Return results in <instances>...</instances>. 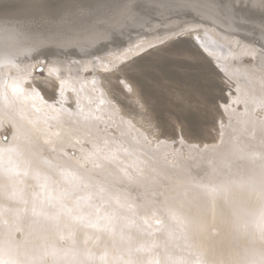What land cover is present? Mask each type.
<instances>
[{"label":"rangeland","instance_id":"rangeland-1","mask_svg":"<svg viewBox=\"0 0 264 264\" xmlns=\"http://www.w3.org/2000/svg\"><path fill=\"white\" fill-rule=\"evenodd\" d=\"M256 1H258V0H255V1L249 0V2H248V0H237V1L236 0H219V3L222 6H224L225 8L229 9V7H230L229 11L232 14L237 15L236 17L241 19V20H255V19H257V20H261L262 22H264V0H259L258 2H256ZM252 4H253V6H252ZM255 6H256V8H255ZM126 11L127 10L123 7H121L117 11H113V12L109 11V14H107V16L108 15H110V16H108L106 18V22L97 23V25H96L98 27L96 31L97 32L103 31L102 35L104 37L109 38L111 36L113 37V35L118 36V35H116V33L120 34L118 36V38H116L114 40V42H112L111 46H106V45L101 46L102 43H99V41H98L96 44L100 45L101 47L97 46L96 48H93L90 51L85 50L86 52L84 53V55H83L84 50H81V52L80 51L78 52L77 49H74V50L70 49L69 52H65L62 48H57V47L56 48L48 47L49 49L51 48L53 50V52L46 50V53L40 52V54H38L37 52H35L32 54V56L36 57V58L37 57L39 58V56H41L43 58H46L48 56L54 57V58H61V56H65V57L69 58V60H68L69 63H70V61L71 62L74 61V59L76 61L88 60V61H91L93 63L92 65H88V64H87L88 66L85 65V67L86 66L88 67V68L86 67V69H84V67L80 68L83 70L78 69V70H80V72L78 71L79 73H72L71 72L72 74H68V73H65V71L61 70L62 71V75H61L62 78L74 77L76 75L80 77L82 75L88 81L92 80L93 81L92 84H94V86H95L94 88H91L92 90L91 89L88 90V92L90 94L91 93L94 94V95H91L92 100L90 99L91 97L90 98L84 97L85 95L82 93H81L82 95L77 94L76 98L73 95L72 96L69 95L66 97V99H65L66 107L70 108V109L73 108L75 113L74 112L70 113V111L69 112L63 111L66 115V118H65L66 120L64 119V122L67 123L66 124L67 126L69 124L72 125V123H74V122H75V124L78 122L77 125H79V122L82 123L83 120H84V122H83L84 124H86V122H90V121H86L87 117L83 118V114H82L83 112H81V111H83L84 107L87 108L88 105L90 104L92 106L89 105V108H92V109H88L89 112L87 110L88 113L86 112V114L90 115L91 110H93L94 113L97 114V116L92 118V119H95V121H93V122L91 121L93 123V126H92V124H90V127L86 128V129H89V131L91 132V133L87 134L86 136L88 138H90V134L94 135L95 138H97V140H101L100 141L101 143L104 144V142H105L106 145L111 144L112 147L114 145V146L118 147V149H116L115 152L112 149L111 150L108 149L105 152H104V150H102L100 152V155L102 158L98 157L100 159L97 158V160H92V161L87 160V161L83 162V159L81 157L79 158V156L77 157V158H79V160L75 159L76 154L78 152L83 151V149H86V147L91 146V144L88 141L86 142V140H82L81 141L82 147L80 146V149H78V150L72 149V148L70 149V151L73 153V154L71 153L73 156V158H71L72 160L66 159L63 156V153H61L62 150H60V149L54 150L55 152L52 150L54 152V154H56L57 156L55 157L54 155H51V157L52 156L53 157L50 158V161H48L49 164L45 160V158L42 159V161L47 166H49V165H51V163H53L51 165V166H53L51 171L49 169L50 173L52 174V175H50V177L53 179V181L55 182V181L59 180V181L64 182V180H70L71 183L75 184V186L73 185V187H75V188H72L73 191H70L68 193H71L74 197L76 196L75 199H77L80 202L82 201L81 203H83V201H84V203H87L89 205L88 209L89 208H91V209L90 210L87 209L86 211L85 210H78L77 215H81V213H82L81 217L78 218L77 215H74L76 213L73 211L65 212L67 210V207L65 208L66 210H64V207L67 205L66 203L68 200L65 198V200L63 199V202H62L63 205H59L61 212L56 213L57 208H55V207H57V205L56 206L52 205V203L50 204V202L48 201L49 199L52 198L51 196L48 195V194L51 195V193L47 192V197L42 195L47 191L46 188L48 187V184L46 183V180H48V179H46V178L44 179V177H42V178L41 177H34L33 179L30 180V182H28V181H27L28 183L25 182V184H24L25 188L23 187L21 192H20L23 194L17 195L16 200L12 199V198L11 199H12V201H15L14 203H16V204L18 203L17 204L18 206H22V207L24 206L25 207V205H26L27 208L29 209V213H31L30 216L32 218L33 217L39 218L44 213H49V212H52V213L54 212V214H59V215L64 214V215H67L69 217H71V215H72V221H73V219L76 220L75 224L78 227L77 230H74L73 231L74 233L71 234V236L73 235V237H71V236L70 237L58 236L57 234H54L55 233L54 230H53L54 233L52 231L48 232V230H47L48 233L44 231L42 233L43 234L47 233V234L46 235L42 234V235L47 240H51L52 238H53L52 240L56 239V241L57 240L60 241V243L63 245H68V244L76 245L77 244L76 246L82 252H85V254H91L92 253L93 255H100V256L105 255L109 259H111V260L113 259L115 262H117V263L119 262L118 264H121L122 263L121 262L122 256L119 252V249L121 247H123V244H124L125 246L127 245V247L132 249V250L129 249V254H131L130 257L133 260L135 259V261H137V259L140 260V257H142V256H147V255L152 253L153 255L151 256V258L152 259L154 258V260L157 259L155 264H159V262L161 264H166L165 262L168 260V257L170 255L173 256V254L176 253V254H174V256L177 259H179V258L184 259L183 264H187V263L188 264L189 263L190 264H199V263L202 264L201 262H203V264H205V263L206 264H209V263L212 264V262H210L209 259L204 257L203 252L199 251L200 250L199 246H189L188 247V245L185 242L186 227L185 226L180 227L179 221L175 217H173L171 215V213H169L170 210L168 209V207L170 204L175 203V205L177 207L185 208L186 204H185L184 199H185L186 191H187V193L191 194L193 192V190L191 188H188L187 190H185V192H183L180 195H174L171 193V191H172L173 186L176 185L180 180L178 176L181 177V176H187L188 175V177L191 176L190 178H192L195 182V183L194 182L191 183L192 186L198 184L196 186L200 187V184H201L202 187H200V188L205 191L206 195H208L210 197H213V196L218 197L216 192L218 193V191H219V189H217V187H218V185H220L219 183L221 182V180L227 176L231 177V176H235L237 173L241 174V173H243V170H244V169L242 170L243 164L241 163V161L240 162L239 161L236 162V160L232 161L231 166H229L230 164H228L225 167L224 166L222 167V165L219 164L220 163L219 162L220 157H218V156H220L221 151L218 149L221 147H222L221 149H223V148L225 149L227 147V142L229 144L230 141L234 142V140H235V143L240 145V146L238 145L240 147V149L242 151H246L247 153L249 152L251 154V157L253 156L252 157L253 159H256V160L262 159V157L264 156V153H263L264 152V142H263L264 141V139H263L264 138V130H263L264 128L262 129L263 131L261 130V127H260V130L259 129L253 130L254 129V127L252 126L253 123H247L248 127H247V125L244 127L242 125V123H243L242 116L244 114H251V116H253L257 120L258 119L259 120L264 119V109H263L264 107H262V106H264V104H261V103H263V101L261 99L264 97V89H263L264 85L259 80L251 82V80H252L251 78H250L251 80L250 79H244L240 74H238V72L240 71L239 68L242 65H245V64L250 65L249 61H252V60H254L256 62L264 61V58L260 54V53L263 54V52H264V50H263L264 45H263V43H261L260 38H258L255 34L250 33L248 36H246V40L249 42L247 49L249 51L248 54L251 55L250 57H245L244 61H241L243 59L240 56H236V57H233V56L231 57L229 55L222 56V54L218 50H220V49L228 50V46L230 45V43L229 42L225 43L222 40H219L218 38L213 37L212 34L208 31V29L205 27V25H203V26H199V27L195 28L194 31L190 32V33H186V31H183L185 29L175 30L167 36H162L161 38H158L157 42H154V43L148 45L142 51L137 52V51H133V49L138 45V43L142 42V41L136 42L137 39H139L138 37H140V35H144L147 33L154 32L155 28L150 26L146 29H143V27L141 26V25H143V22L142 23L138 22V23L130 24L127 26L126 31L128 33L126 31L124 33L120 32L119 28L125 22L130 20L129 16H128L129 13H126ZM122 15H125V16L122 17ZM167 15H168V17H165V19H167V22L170 19L172 20V19H176L179 17L178 12H175L174 14L169 13ZM167 15H165V16H167ZM171 15H173V16H171ZM159 17H161V16H159ZM145 18H146L145 20L151 21L149 23H152V22L159 20V19L160 20L164 19V18H158V15L153 16L151 14H147ZM11 24H13V23L0 21V26H1L0 29L2 28V31H4V30H8V29L12 28V26H15V25H11ZM95 24H96V22H95ZM167 25H169V24H167ZM167 25L164 24L161 26L165 27ZM9 26H11V27H9ZM4 27H5V29H4ZM170 27H174V26H170ZM161 29L162 28L159 27L158 30H161ZM164 31H166V30H164ZM197 31H200V32L202 31L203 34L197 32ZM193 33H195V34H193ZM142 38H146V37L143 36ZM153 39L155 40L157 38H153ZM262 41H264V40H262ZM253 45L254 46L256 45V52H255V50H252ZM126 52L129 53L128 57H126V58L122 57L123 53L125 54ZM252 52L254 53V55H252L253 54ZM95 54H97V56ZM216 54H217V56H216ZM222 57H224L225 59L224 58L222 59ZM103 62H104V64H103ZM217 62H218V64H217ZM259 64L256 67L254 65H250V66L257 68L258 70L259 69L261 70L263 68L262 69V71H263L264 67H262ZM222 66H224L226 69L223 68ZM30 67H32V68H30L28 74L30 76H32V78H34L37 81L38 85H41L45 88L49 87V88L54 90V86H52L50 84L51 80H53V79L51 77H49L50 74L47 72L44 65H39V64L34 63ZM1 68L2 67H0V69ZM231 68H233V69H231ZM14 75H18L17 72ZM49 78H51V80ZM240 79L241 80L243 79L242 82L245 81L244 83L247 86L250 85L249 89L253 87L252 90L251 89L246 90V88L243 87V84H242ZM98 86H100V88ZM258 88L260 91L258 90ZM96 90H98V91H96ZM254 90H255V92L256 91L258 92V93L256 92L257 93L256 97H255ZM261 92H262V94H259ZM100 93H101V95H100ZM99 95H100V97H99ZM249 97L253 101H251V99ZM69 98H70V101H69ZM88 98L90 99V102L87 100ZM256 98H257V108L258 109L260 108V110H257L256 108L253 109V105H254L253 102ZM85 100H86V102H85ZM67 101H68V103H67ZM108 101H109V105H111V106L107 105ZM105 102H106V104H105ZM249 102H252L253 104L249 103ZM95 103H96V105H94ZM81 105H83V106H81ZM103 105H104V107L100 111V107ZM98 106H100V107H98ZM105 106H107V107H105ZM79 109H81V111ZM112 110L114 112H112ZM256 111L257 112L259 111L258 114L256 113ZM101 112L104 116L101 114ZM254 114L256 116L257 115H259V116L256 117ZM260 114H261V116H260ZM67 115H69L70 117H68ZM71 115H73L75 117H73ZM106 115H107V117H106ZM239 115H240V117H238ZM262 115H263V117H262ZM72 117H73V119H72ZM78 117L83 118V119H81L79 121ZM239 121H240V123H239ZM70 122H72V123H70ZM126 122H127V124H126ZM54 123L59 124L58 121H55ZM233 123H234V125H233ZM94 124L95 125L98 124L99 128H98V126H95ZM231 125H233V126H231ZM237 125H239V126H237ZM124 126L126 128H124ZM236 126H237V128H236ZM240 126H242V128H244V131H245L244 133H243V129ZM85 127H87V126H85ZM127 128H129V129H127ZM228 128H230V129H228ZM123 129H125V130H123ZM127 131H128V133H127ZM10 132H11L10 127H6L5 129L0 130V136L4 135L3 140L4 141L6 140L5 142H8L10 140V138H9L11 135ZM237 132H239V133H237ZM253 132H255V133H253ZM107 133H109V134L107 135ZM256 133L258 134L256 136L257 139L255 138V135H254ZM100 134H101V136H100ZM259 134L260 135L263 134L262 135L263 138ZM104 135H105V137H104ZM110 135L112 138L110 137ZM233 135L234 136L236 135V136L234 137ZM249 135L252 137H250ZM98 136L100 137V139ZM125 136H126V138H125ZM227 136H228V138H227ZM65 137L68 139L71 138L68 135H65ZM103 137H104V139H103ZM232 137H234V138H232ZM101 138L103 140H106V141L102 142ZM108 138H110V139H108ZM230 138H232V139H230ZM253 138H255V140ZM246 139H247V141H246ZM243 140H245V141H243ZM248 140H250V141H248ZM73 141L77 144L79 143L75 139H73ZM115 141H117V142H115ZM138 141H140V142L138 143ZM85 142H86V144H85ZM109 142H111V143H109ZM243 142H244V144H243ZM251 142H252V144H251ZM128 144H129V146L126 147V145H128ZM130 144L132 145L131 147H130ZM244 145H245L246 149L244 148ZM254 145L255 146L257 145L256 146L257 148ZM242 146H243V148H242ZM141 147H142V150L140 149ZM120 150H122V151H120ZM147 150H149V151H147ZM158 150H161V151H158ZM216 150H218V152ZM137 151H139V152H137ZM142 151H144V153H142ZM146 151L150 155L146 154L147 153ZM163 151H165V152H163ZM255 151L256 152L258 151L260 154H262V156L258 152H257L258 154L254 153ZM118 152H119V154H117ZM150 152H152V153H150ZM215 152H217V153L215 154ZM219 152H220V154H218ZM47 154L48 153L46 152V155ZM125 154H126V156H125ZM140 154H141V156H140ZM155 154H156V156H155ZM253 154L256 155L257 157L254 156ZM161 155H162V157H161ZM215 155L217 158L215 157ZM113 156H114V158H113ZM201 156H203V157H201ZM153 157H155V158H153ZM158 157H160L159 161H158ZM156 158H157V160H156ZM163 158L165 159L166 163H165ZM217 159H218V162L216 161ZM52 160H53V162H52ZM107 160H108V162H107ZM115 160H117V161H115ZM74 161H75V164H74ZM149 161H152L151 163H153V164H151ZM54 162H55V164L57 163L55 166H54ZM233 162H234V164H233ZM64 163H65V166H64ZM70 163H71V165H70ZM134 163H136V164H134ZM236 163L238 165H235ZM99 164H101V165H99ZM102 165H104V166H102ZM120 165L127 167L126 170L123 171L121 169ZM78 166H80V167H78ZM239 166L242 168H240ZM61 167L64 169H62ZM98 167H99V169H98ZM134 167H136V168H134ZM153 167L155 168V170H154L155 173L153 171V169H154ZM157 167H158V169H157ZM247 167H248L247 169L251 171L250 166L247 165ZM48 168H50V167H48ZM57 168H58V170H57ZM70 168H73V170L72 169L70 170ZM79 168H80V170H79ZM227 168H229V169L227 170ZM230 168H231V170H230ZM128 169H130V170H128ZM139 169H140V171H139ZM211 169L213 170V172ZM102 170H103V172H101ZM158 170H159V172H158ZM166 170H167V172H166ZM105 171H106V173H105ZM207 171H208V173H207ZM236 171H237V173L235 174ZM239 171L241 173H239ZM59 172H61V173H59ZM71 172H73V174H71ZM123 172L125 173V175ZM76 173H78L79 176ZM81 173H83V174L81 175ZM159 173H161V174H159ZM213 173H214V176H216V177L213 176ZM17 174H19V173L17 172ZM224 174L225 175L227 174V175L224 176ZM67 175H69V177ZM96 175H98L99 177ZM120 175L122 178L120 177ZM144 175H145V178L143 179L144 181L139 182L136 179V176H138L140 178V176L143 177ZM217 175H219L220 177L222 176V177L219 178V176H217ZM72 177L74 179H76L75 182H74V179ZM77 177H79V178H77ZM149 177H151V178H149ZM208 178H210L211 180H209ZM43 179L45 181H43ZM152 179H154V180L152 181ZM199 179H202V180H199ZM135 180H137V181H135ZM208 180H209V184L207 183ZM82 181H83V183H82ZM202 182H204L206 184V186L203 185L204 183H202ZM44 183L46 186L43 185ZM97 183H98V185H96ZM154 183H156L157 185ZM158 183H159V186H158ZM89 184H90V186H89ZM142 184H143V186H142ZM215 185H217V186H215ZM59 186L56 189L57 194L59 193V190H60L61 193H59V194L63 196V193L65 191L63 188H61V186L60 187ZM79 186H80V188H79ZM97 186H98V188H97ZM152 186H154V187H152ZM164 186H166V187H164ZM167 186H169L170 188H168ZM192 186L190 185V187H192ZM27 187H28V190H27ZM70 187L71 186H69L67 188L69 189ZM147 187H149V188H147ZM152 188H153V190H152ZM165 188L169 189V191L166 190ZM39 190H41L42 194H41V192H39ZM76 191H78L79 193L82 191L81 193H83V192L84 193L83 194L80 193L78 195V192H76ZM208 191H209V193H208ZM158 192H161L162 194H160ZM14 193L15 192L13 191V194ZM38 193L41 194V196H43V197L39 198ZM99 193L101 195H99ZM17 194H19V192ZM26 194H27V196H26ZM35 194H37L36 195L37 197L34 196ZM59 194H58V196H60ZM92 195H94V196H92ZM148 195H149V197H148ZM152 195H154L155 197ZM14 196L15 195H13V197ZM32 197H33V199H29ZM153 197H154V199H153ZM43 198L44 199L46 198V199L44 200ZM165 200H167V201H165ZM168 200H169V202H168ZM28 201H29V204H28ZM30 201H32V202H30ZM22 202H24V203L22 204ZM35 202H37V203H35ZM97 202H99V203H97ZM64 203H65V205H64ZM101 204H102V206H101ZM32 205H34V206H32ZM49 205H51V206H49ZM152 205H154V206H152ZM30 206H32L33 208L31 209ZM38 206H39V208H37ZM52 206H53V208H52ZM132 206L134 207V209L132 208ZM160 206H162V207H160ZM44 208H45V210H43ZM160 208H161V210H160ZM35 209L37 210V212ZM83 212L85 213L84 215H83ZM86 212H88V213H86ZM103 212L106 213V214H104L105 217L103 216ZM69 213H70V215H69ZM95 213L96 214L98 213V215L96 216ZM135 213H136V215H135ZM33 214H34V216H33ZM91 214L94 216H92ZM89 215L91 218H89ZM84 218H86V219H84ZM103 218H104V220L105 219L106 220L103 221ZM91 219H93V222H91L92 221ZM109 219H111V220H109ZM83 220H84V222H83ZM97 220H100V221H97ZM117 220H118V222H117ZM80 221H81V223H80ZM127 221H128V223L126 224ZM138 221H140V222H138ZM103 222H105V223L103 224ZM108 222H110V223H108ZM119 222H121L120 224H122V225L118 224ZM129 222H130V224H129ZM136 222H137V224H136ZM100 223L103 226L98 227L97 224H100ZM57 224L55 225V228H57V227L58 228L61 227V228H65V229L67 228L66 224H61L59 226ZM144 224L147 226H145ZM156 224L159 226V228H158V226H156ZM119 225L122 227H120ZM131 225H132V227H131ZM79 226H81V227H79ZM95 227H96V229H95ZM127 227H128V229H127ZM90 228H91V230H94V229L97 230L98 232L97 231H95V232H97L98 235L97 236H90L87 239H84L83 238L84 230L90 229ZM113 228H115V229H113ZM123 228L125 229V231ZM234 228H231L230 229L231 231L230 230L226 231L224 234L219 236L220 230L216 226L215 227L212 226L207 231L208 232L207 237L209 240L211 239L212 242H214V244L216 243V246H217V244H219V243H224L227 236H231V237L235 238L237 236V234L238 235L242 234L243 230L245 229V226H241V227L238 226V228L237 227H234ZM236 228H237V230H236ZM110 229H111V231H110ZM14 230H13V233H14L13 237L15 238V240H17V241L19 240L18 241L19 243H21V244H23V243H33V244L38 243V241L34 240L37 238L34 237L33 234H30V236H29L28 233L22 232L23 229L20 232V228H18V229L14 228ZM50 230H52V229H50ZM80 230L82 231V234H81ZM114 230H115V232H114ZM147 230H148V232H147ZM152 231H154V232H152ZM234 231H236L238 233H236ZM76 232L78 233V235ZM230 232H231V234H230ZM21 233H23V234H21ZM148 233L152 234V235L149 236ZM233 233L235 236L232 235ZM138 234H139V236H138ZM245 234H246V237H249V236H247L248 233H245ZM77 236H79V237L77 238ZM21 237H23V238H21ZM30 237L32 238V240ZM105 237H107L109 239H106ZM117 237H118V244H117ZM62 238L66 239V241H68V242L64 243L65 240L63 239V241H64L63 242ZM67 238L68 239L71 238V239L67 240ZM111 238H115L114 240L116 241V243H115V241L112 242V249L116 251L114 253L115 257L113 256V258H111L112 255L110 256V254H109V251L111 248L108 245L109 242L111 241ZM137 238H139V239L137 240ZM20 239H22V241H20ZM91 239H92V241H91ZM100 239H101V241H100ZM126 239L128 240L129 243L127 242ZM89 240H90V243H89ZM139 240H140V242H139ZM119 241H121V242H119ZM81 242H84L83 244H85V245H81L82 244ZM132 242H133V244H132ZM134 242H137V243L135 244ZM238 242L239 241L233 242L232 249L234 251H236V248L238 250L240 247L243 246L242 243H240V242L238 243ZM235 244H237V245H235ZM241 244H242V246H241ZM234 245H235V247H234ZM80 246L82 249L80 248ZM82 246H84V247H82ZM136 246L143 248L144 250L140 249L138 247H137L138 249H136ZM180 246H181V249L183 247L184 248L182 250H179L178 247H180ZM191 249H192V251H191ZM107 250H109V251H107ZM149 250H150V252H149ZM158 250H160V251H158ZM176 250H178V251H176ZM154 251H156V252H154ZM182 251L184 252V255H183ZM188 251H189V253H188ZM157 252H159V253H157ZM187 253L190 256L189 255L187 256ZM191 253H193V254H191ZM117 254H119V255H117ZM154 254H155V256H154ZM196 254H198V255H196ZM156 256H158V257L156 258ZM166 256H167V259L165 258ZM183 256L185 258H182ZM195 256L201 257V258L198 259ZM151 258L147 257V260L142 259V261L140 260V262L142 264H150L148 260ZM193 259H195V260H193ZM158 260H159V262H158ZM0 264H6V263H0Z\"/></svg>","mask_w":264,"mask_h":264},{"label":"bare ground","instance_id":"bare-ground-1","mask_svg":"<svg viewBox=\"0 0 264 264\" xmlns=\"http://www.w3.org/2000/svg\"><path fill=\"white\" fill-rule=\"evenodd\" d=\"M258 1H256V2H258ZM248 2H249V0H248ZM252 6H253V4H252ZM121 7L125 8L127 10L126 13H129L128 16H129L130 20L125 22L119 28L120 32L124 33L126 31V28L128 25L135 24L138 22L139 23L143 22V25H141L143 27V29H146L150 26L155 28L154 32L147 33L144 35H140V37H138L139 39H137L136 42H139V41L140 42L142 41V42L138 43V45L133 49V51H137V52L139 51L140 52L143 49H145L148 45H150L154 42H157L158 38H161L162 36H167L175 30L185 29L183 31H186V33H190V32H193L195 28H197L199 26H203V25H205V27L212 34L213 37H216L225 43L226 42L230 43V45L228 46V50H222V49L218 50L222 54V56H225V55H229L231 57L232 56L233 57L240 56L243 59L241 61H244L245 57H250L251 55L248 54L249 51L247 49L249 42L246 40V36H248L250 33L255 34L258 38H260L261 43H263V45H264V41H262V40H264V22H262L261 20H257V19H255V20H241V19L236 17L237 15H234L229 11V9H230L229 6H228L229 9L222 6L219 3V0H0V21L13 23L11 25H15V26H12V28H10L8 30L2 31V28L0 29V67H2L0 69V130L5 129L6 127L11 128V132H10L11 135L9 137L10 140L8 142H5L6 140L5 141L3 140L4 135L0 136V263H6V264H118L119 263V262L118 263L115 262L113 259L112 260L109 259L105 255H101V256L100 255H93L92 253L91 254H85V252H82L76 246L77 244L76 245H71V244L63 245L60 243V241H58V240L56 241V239L55 240H52L53 238L52 239L50 238L51 240L45 239V237L43 235L44 234L46 235L50 231H52L53 233L55 231L54 234H57L58 236L70 237L71 234L74 233L73 231L77 230V228H78L75 224L76 220L73 219V221H72V215H71V217H69V216L64 215V214H62V215L54 214V212L53 213L52 212L44 213L39 218H36V217L32 218L30 216L31 213H29V209L27 208L26 205H25V207L24 206L23 207L18 206L17 205L18 203L17 204L14 203L15 201H12V199L16 200L17 195L23 194L20 192H21L22 188L24 187L25 182H27V181L30 182V180L33 179L34 177H41V178L44 177V179L46 178L49 180V181L46 180V183L48 184V187L46 188L47 191L44 194H42L41 190H39V192H41V194L46 196V197H47V192L51 193V195L50 194H48V195L51 196L52 198L49 199L48 201L50 202V204L52 203V205H55V206L57 205V207L54 206L55 208H57L56 213L61 212L59 205H63L62 202H63V199L65 200V198L68 199L67 203H66L67 205L64 207V210H66L65 208L67 207V210L65 212L73 211L76 213V214H74V213L73 214L77 215L78 210H85L86 211L88 209L89 205L87 203H84V201H83V203H81L82 201L80 202L77 199H75L76 196L74 197L71 193H68L70 191H73L72 188H75V187H73V185L75 186V184L71 183L70 180H64V182L57 180L54 182L53 179L50 177V175H52L50 173V171L53 167V166H51L53 163H51V165L47 166L42 161V159L45 158V160L47 162L50 161V158L53 157V156L51 157V155H54L55 157L57 156L56 154H54V152H55L54 150L60 149V150H62L61 153H63V156L66 159L72 160L71 158H73V156H72L73 153L70 151V149L71 148L76 149V150L80 149L82 140H86V142L88 141L91 144V146L86 147V149H83V151L78 152L76 154L75 159L79 160V158L81 157L83 159V162L87 161V160H91V161L97 160L98 157H101L100 152L102 150H104V152H105L108 149L109 150L112 149L115 152L116 149H118V147H116L114 145L112 147L111 144L106 145L105 142H104V144L101 143L100 142L101 140H97V138H95L94 135L90 134V138H88L86 136L87 134L91 133L89 131V129H86V128L90 127V124H92V126H93L92 122L95 121V119H92V118L97 116V114L94 113L93 110H91L90 115L86 114L88 109H92V108H89V105H90L89 103H88L89 104L88 107L87 108L84 107L83 111H81V109H79V110L81 112H83L82 113L83 118L87 117L86 121H90V122L85 121L86 124H84L83 123L84 120H83V122L81 121L82 123L79 122V125H77L78 122L76 124H75V122L74 123L70 122V123H72V125L69 124L68 126L66 125L67 123L64 122L66 115L63 111H67V112L70 111V113H72V112L75 113L73 108L70 109V108L66 107V102H65L66 97L69 95L70 96L73 95L76 98L77 94L78 95L84 94L85 95L84 97H89V98L91 97L90 99L92 100L91 95H94V94L93 93L90 94L88 92V90L91 88H94L95 86H94V84H92L93 83L92 80H91L92 82L88 81L82 75L80 77L76 75L74 77L62 78L61 77V75H62L61 70L65 71V73H68V74L79 73L80 70H83L80 68L84 67V69H86V67L88 65H92L93 63L91 61H88V60L76 61L75 59H74V61H72V62L70 61V63H69L68 62L69 58H67L65 56H61V58H54V57H49V56L46 58H43V57L39 56V58L38 57L36 58V57H33L32 54L35 52H37L38 54H40V52L46 53V50L53 52V50L51 48L49 49L48 47H53V48L57 47V48H62L65 52H69L70 49H73V50L77 49L78 52L79 51L81 52V50H84V52H83V55H84V53L86 51H90L91 49L96 48L97 46H100V45L96 44L98 41H99V43H102L101 46H105V45L111 46L112 42H114V40L116 38H118V36L120 34L116 33V35H118V36L113 35V37L111 36L109 38L104 37L102 35L103 31L102 32L96 31L98 28L96 25H97V23L106 22V18L108 16H110V15L107 16V14H109V11H112V12L117 11ZM255 8H256V6H255ZM175 12H178L179 17L176 19H172V20L170 19L167 22V19H165V17H168L167 14H169V13L174 14ZM147 14H151L153 16L158 15V18H164V19L163 20L159 19V20H156L152 23H149V22H151L150 20H145L146 19L145 17ZM165 15H167V16H165ZM123 16H125V15H122V17ZM159 16H161V17H159ZM171 16H173V15H171ZM95 22H96V24H95ZM164 24H166V25L169 24V25H167L165 27L161 26ZM170 26H174V27H170ZM9 27H11V26H9ZM159 27L162 29L158 30ZM4 29H5V27H4ZM164 30H166V31H164ZM197 32L203 34L202 31L201 32L197 31ZM193 34H195V33H193ZM143 36H145L146 38H142ZM153 38H157V39L154 40ZM252 50H255V52H256V45L252 46ZM260 54L264 58V52H263V54L262 53H260ZM95 55L97 56V54H95ZM128 55H129V53L126 52L125 54L123 53L122 57L126 58V57H128ZM252 55H254V53ZM216 56H217V54H216ZM223 58L224 57H222V59ZM34 63L45 66L47 72L50 74L49 77H51L53 79V80H51V78H49L51 80L50 84L52 86H54V90L49 88V87H48L49 88L48 89V88H45L41 85H38L37 81L34 78H32V76H30L28 74L30 68H32L30 66ZM249 63H250V65H254L255 67L258 66V64L260 63L259 65L264 67V61L256 62V61L252 60V61H249ZM103 64H104V62H103ZM217 64H218V62H217ZM85 65H87V66L85 67ZM250 65L245 64V65H242L241 67L239 66L240 67L239 68L240 73L238 72V74H240L244 79H250L251 78L252 79V80L250 79L251 82L259 80L264 85V70L262 71L263 68L261 70L260 69L258 70L257 68L251 67ZM222 67L225 68L224 66H222ZM78 69H80V70H78ZM231 69H233V68H231ZM16 72L18 75H14V74H16ZM242 80H241V82H242ZM244 82H242L243 87L246 88V90H250V89L252 90L253 87L249 89L250 85L247 86ZM98 87L100 88V86H98ZM255 90H254V92H255ZM258 90H259V88H258ZM96 91H98V90H96ZM256 92H255V97L258 93V92L257 93ZM101 93H100V95H101ZM259 94H262V92ZM100 95H99V97H100ZM89 98L87 100L90 102ZM261 100L263 101V103H261V104H264V97ZM69 101H70V98H69ZM251 101H253V100L251 99ZM85 102H86V100H85ZM67 103H68V101H67ZM249 103H252V102H249ZM253 103H254L253 109L256 108L257 110H260V108L259 109L257 108V98L254 100ZM105 104H106V102H105ZM94 105H96V103ZM107 105L111 106V105H109V101H108ZM81 106H83V105H81ZM90 106H92V105H90ZM98 107H100V106H98ZM103 107H104V105L100 107V111L103 109ZM105 107H107V106H105ZM262 107H264V106H262ZM88 112H89V110H88ZM112 112H114V111L112 110ZM258 112L256 111L257 114H258ZM101 114H102V112H101ZM73 115H71V116H73ZM67 116L70 117L69 115H67ZM257 116H259V115H257ZM260 116H261V114H260ZM73 117H75V116H73ZM73 117H72V119H73ZM106 117H107V115H106ZM238 117H240V115ZM262 117H263V115H262ZM83 118H79V121ZM242 119H243L242 120L243 121V123H242L243 127L246 126L247 123H253L252 124V126L254 127L253 130H256V129L260 130V127H261V130L264 128V119L263 120H259V119L257 120L256 118L251 116V114H244L242 116ZM55 121H58L59 124H55L54 123ZM239 123H240V121H239ZM126 124H127V122H126ZM233 125H234V123H233ZM233 125H231V126H233ZM85 126H87V127H85ZM95 126H98V124ZM125 126H124V128H126ZM237 126H239V125H237ZM237 126H236V128H237ZM240 127L242 128V126H240ZM247 127H248V125H247ZM98 128H99V126H98ZM230 128H228V129H230ZM127 129H129V128H127ZM242 129H243V133H244L245 132L244 128H242ZM123 130H125V129H123ZM127 133H128V131H127ZM237 133H239V132H237ZM253 133H255V132H253ZM108 134L109 133H107V135ZM65 135H68L71 138L68 139L65 137ZM111 135H110V137H111ZM254 135L256 138V136L258 134L256 133ZM262 135H260V136L262 137ZM100 136H101V134H100ZM104 137H105V135H104ZM104 137H103V139H104ZM234 137H232V138H234ZM250 137H252V136H250ZM125 138H126V136H125ZM227 138H228V136H227ZM232 138H230V139H232ZM255 138H253V139L255 140ZM73 139H75L79 143L78 144L75 143L73 141ZM99 139H100V137H99ZM103 139H102V142L106 141ZM108 139H110V138H108ZM243 141H245V140H243ZM246 141H247V139H246ZM248 141H250V140H248ZM86 142H85V144H86ZM115 142H117V141H115ZM139 142L140 141H138V143ZM109 143H111V142H109ZM243 144H244V142H243ZM251 144H252V142H251ZM238 145L239 144L235 143V140H234V142L230 141L229 144L227 142V147L225 149L224 148L221 149L222 147L218 149L221 151V154H220V152L218 153V154H220V156H218V157H220L219 158V162H220L219 164L222 165V167L223 166L225 167L228 164H230L229 166H231L232 161L236 160V162L241 161V163L243 164V168L240 166L239 167L242 168V170L244 169L243 173H241L239 171V173H241V174H238L236 171L235 174L237 173L238 175L234 174L235 176L224 177L220 183L218 182L220 184L217 187V189H219V191H218V193L216 192L218 197H216V196L210 197V196L206 195L205 191L200 188V187H202L200 183H199L200 187L196 186L198 184L192 186L191 183L194 182V180L192 178H190L191 176L188 177V175L187 176H181V177L178 176L180 179V180L178 179L179 182L177 184L175 183L176 185H174L173 188L171 187L172 188L171 193L174 195H180L183 192H185V190H187L188 188H191L193 190V192L191 194L187 193V191H186V195H185V199H184L185 204H186L185 208L177 207L175 205V203L170 204L168 207V209L170 210L169 213H171V215L179 221L180 227L181 226L186 227L185 242L188 245V247L189 246H199L200 247L199 251H202L204 257L209 259V261L212 262V264H248V261H250V260H257L258 261L261 258V256L264 255V237H262L260 229H259L260 214L262 211H264V191H262V186H264V156L262 157V159H258V160L253 159L252 158L253 156L251 157V154L249 152L247 153L246 151H242L239 147L240 145L239 146ZM127 146H129V144L126 145V147ZM131 146L132 145L130 144V147ZM142 147L140 148L141 150H142ZM242 148H243V146H242ZM244 148H245V145H244ZM218 150H216V151L218 152ZM120 151H122V150H120ZM147 151H149V150H147ZM158 151H161V150H158ZM46 152L48 153L47 155H46ZM137 152H139V151H137ZM163 152H165V151H163ZM217 152H215V154ZM257 152L255 151L254 153H257ZM142 153H144V151H142ZM150 153H152V152H150ZM117 154H119V152ZM126 154H125V156H126ZM141 154H140V156H141ZM146 154L150 155L148 152ZM260 155L262 156V154H260ZM78 156H79V158H77ZM155 156H156V154H155ZM254 156H256V155H254ZM161 157H162V155H161ZM201 157H203V156H201ZM215 157H216V155H215ZM113 158H114V156H113ZM153 158H155V157H153ZM159 158L160 157H158V161H159ZM98 159H100V158H98ZM53 160H52V162H53ZM156 160H157V158H156ZM115 161H117V160H115ZM164 161H165V159H164ZM216 161L218 162V159ZM107 162H108V160H107ZM149 162L151 163L152 161H149ZM165 163H166V161H165ZM48 164H49V162H48ZM56 164L54 162V166ZM74 164H75V161H74ZM134 164H136V163H134ZM151 164H153V163H151ZM233 164H234V162H233ZM70 165H71V163H70ZM99 165H101V164H99ZM122 165H120V167L123 171H125L127 167L122 166ZM235 165H238V164L236 163ZM247 165L250 166L251 171L247 169L248 168ZM64 166H65V163H64ZM102 166H104V165H102ZM48 167H50V168H48ZM78 167H80V166H78ZM58 168H57V170H58ZM134 168H136V167H134ZM49 169H50V171H49ZM62 169H64V168H62ZM71 169L73 170V168H70V170ZM98 169H99V167H98ZM157 169H158V167H157ZM228 169L229 168H227V170ZM79 170H80V168H79ZM128 170H130V169H128ZM154 170H155V168L153 169V171ZM230 170H231V168H230ZM139 171H140V169H139ZM17 172L19 174H17ZM101 172H103V170ZM158 172H159V170H158ZM166 172H167V170H166ZM212 172H213V170H212ZM59 173H61V172H59ZM105 173H106V171H105ZM154 173H155V171H154ZM207 173H208V171H207ZM71 174H73V172H71ZM76 174H78V173H76ZM82 174L83 173H81V175ZM159 174H161V173H159ZM124 175H125V173H124ZM219 175H217V176H219ZM226 175L224 174V176H226ZM67 176L69 177V175H67ZM78 176H79V174H78ZM96 176H98V175H96ZM213 176H214V173H213ZM120 177H121V175H120ZM214 177H216V176H214ZM221 177L219 176V178H221ZM77 178H79V177H77ZM144 178H145V175L143 177L140 176V178L138 176H136V179L139 182L144 181L143 180ZM149 178H151V177H149ZM44 179H43V181H45ZM208 179L211 180L210 178H208ZM75 180L76 179H74V182H75ZM137 180H135V181H137ZM153 180L154 179H152V181ZM199 180H202V179H199ZM209 180L207 182L208 184H209ZM204 182H202V183H204ZM82 183H83V181H82ZM154 184H156V183H154ZM43 185L46 186L45 183ZM59 185L65 191L63 193V196L59 194V193H61L60 190L58 193L60 196H58V194H57L56 189ZM96 185H98V183ZM190 185L192 187H190ZM203 185L206 186L205 183ZM69 186H71V187L68 189L67 187H69ZM89 186H90V184H89ZM142 186H143V184H142ZM158 186H159V183H158ZM215 186H217V185H215ZM152 187H154V186H152ZM164 187H166V186H164ZM167 187L170 188L169 186H167ZM79 188H80V186H79ZM97 188H98V186H97ZM147 188H149V187H147ZM27 190H28V187H27ZM152 190H153V188H152ZM166 190L169 191V189H166ZM13 191L15 192L14 194H13ZM18 192H19V194H17ZM76 192H78V191H76ZM80 193L78 192V195ZM83 193H81V194H83ZM158 193L162 194L161 192H158ZM208 193H209V191H208ZM41 194H39V196H38L39 198L43 197V196H41ZM13 195H15V196L13 197ZM36 195L37 194H35L34 196H36ZM99 195H101V194L99 193ZM26 196H27V194H26ZM92 196H94V195H92ZM152 196H154V195H152ZM33 197L29 198V199H33ZM148 197H149V195H148ZM154 197H153V199H154ZM165 201H167V200H165ZM30 202H32V201H30ZM37 202H35V203H37ZM168 202H169V200H168ZM23 203L24 202H22V204ZM97 203H99V202H97ZM28 204H29V201H28ZM64 205H65V203H64ZM32 206H34V205H32ZM32 206H30L31 209L33 208ZM49 206H51V205H49ZM101 206H102V204H101ZM152 206H154V205H152ZM160 207H162V206H160ZM37 208H39V206ZM52 208H53V206H52ZM132 208L134 209L133 206H132ZM90 209L91 208H89L88 210H90ZM43 210H45V208ZM160 210H161V208H160ZM36 212H37V210H36ZM86 213H88V212H86ZM136 213H135V215H136ZM84 214L85 213L83 212V215ZM104 214H106V213L103 212V216L105 217ZM69 215H70V213H69ZM81 215H82V213H81ZM81 215H77V217L79 218V217H81ZM97 215H98V213L96 214V216ZM33 216H34V214H33ZM92 216H94V215H92ZM89 218H91L90 215H89ZM84 219H86V218H84ZM111 219H109V220H111ZM91 220H92L91 222H93V219H91ZM105 220L103 218V221H105ZM97 221H100V220H97ZM83 222H84V220H83ZM117 222H118V220H117ZM138 222H140V221H138ZM80 223H81V221H80ZM104 223L105 222H103V224ZM108 223H110V222H108ZM120 223L121 222H119L118 224H120ZM127 223H128V221L126 222V224ZM56 224L58 226L61 224H66L67 228L66 229L61 228V227L55 228ZM129 224H130V222H129ZM136 224H137V222H136ZM120 225H122V224H120ZM97 226L101 227L103 225H101V223H100V224H97ZM145 226H147V225H145ZM156 226H158V225L156 224ZM212 226L213 227L216 226L220 230V233L218 232L220 234L219 236H221L226 231H229L231 228H234V227L238 228V226H240V227L245 226V229L243 228L244 229L243 233L240 235L237 234V236L235 238H233L231 236H227L224 243H219L216 246V243L214 244V242H212L211 239L209 240L207 237V233H208L207 231ZM79 227H81V226H79ZM120 227H122V226H120ZM131 227H132V225H131ZM14 228H17V229L20 228V232L23 229L22 232L28 233L29 236H30V234H33L34 237L37 238L34 240L38 241V243H36V244L35 243L34 244L33 243H23V244L19 243L18 242L19 240L17 241L13 237ZM158 228H159V226H158ZM237 228H236V230H237ZM50 229H52V230H50ZM95 229H96V227H95ZM95 229L94 230H91V228L85 229L83 232V235H84L83 238L87 239L90 236H97L98 231ZM111 229H110V231H111ZM113 229H115V228H113ZM127 229H128V227H127ZM47 230H48V232H47ZM44 231L47 233L43 234L42 232H44ZM95 231H97V232H95ZM124 231H125V229H124ZM114 232H115V230H114ZM147 232H148V230H147ZM152 232H154V231H152ZM234 232H236V231H234ZM236 233H238V232H236ZM245 233H248L247 236H249V237H246ZM21 234H23V233H21ZM81 234H82V231H81ZM230 234H231V232H230ZM77 235H78V233H77ZM150 235H152V234H149V236ZM232 235H234V233ZM138 236H139V234H138ZM71 237H73V235ZM78 237L79 236H77V238ZM21 238H23V237H21ZM105 238L109 239L107 237H105ZM63 239L64 238H62V241H63ZM69 239H71V238H69ZM69 239L67 238V240H69ZM114 239L115 238H111V241L108 244L111 249H110V251L107 250V251H109L110 256L112 255L111 258H113L114 253L116 252L115 250L112 249V242L115 241ZM138 239L139 238H137V240ZM31 240H32V238H31ZM64 240H65V242L63 241L64 243L68 242V241H66V239H64ZM20 241H22V239H20ZM91 241H92V239H91ZM100 241H101V239H100ZM235 241H239L240 243L243 244V246L241 244L242 247H240L238 250L236 248V251H234L232 249L233 242H235ZM119 242H121V241H119ZM127 242H128V240H127ZM139 242H140V240H139ZM81 243H82L81 245H85V244H83L84 242H81ZM89 243H90V240H89ZM115 243H116V241H115ZM134 243L136 244L137 242H134ZM117 244H118V237H117ZM132 244H133V242H132ZM237 244H235V245H237ZM235 245H234V247H235ZM82 247H84V246H82ZM137 247L138 246H136V249L140 248V247H138V248ZM80 248H81V246H80ZM178 248H179V250H182L184 247L182 249H181V246ZM129 249H131V248L127 247V245L125 246L124 244H123V247H121L119 249V252L122 256L121 262L123 264H142L140 262V260L141 261H142V259L147 260V257L151 258V256L153 255L151 253L147 256H142V257H140V260L137 259V261H138L137 262V261H135V259L133 260L130 257L131 254H129ZM140 249H143V248H140ZM156 251H154V252H156ZM158 251H160V250H158ZM176 251H178V250H176ZM191 251H192V249H191ZM149 252H150V250H149ZM157 253H159V252H157ZM188 253H189V251H188ZM188 253H187V256L189 255ZM174 254H176V253H174ZM174 254H173V256L170 255L168 257V260L165 263L166 264H183L184 259H180L179 257H178L179 259H177L174 256ZM191 254H193V253H191ZM117 255H119V254H117ZM183 255H184V252H183ZM196 255H198V254H196ZM154 256H155V254H154ZM157 257L158 256H156V258ZM165 258L167 259V256ZM182 258H185V257L183 256ZM196 258L199 259L201 257H196ZM156 260H154V258L153 259L151 258L148 261L150 264H155ZM193 260H195V259H193ZM158 262H159V260H158ZM201 263L203 264V262H201ZM159 264H161V263L159 262Z\"/></svg>","mask_w":264,"mask_h":264},{"label":"snow or ice","instance_id":"snow-or-ice-1","mask_svg":"<svg viewBox=\"0 0 264 264\" xmlns=\"http://www.w3.org/2000/svg\"><path fill=\"white\" fill-rule=\"evenodd\" d=\"M262 191H264V186H262ZM259 229L262 237H264V211H262L260 214ZM248 264H264V255H262L258 261L257 260L248 261Z\"/></svg>","mask_w":264,"mask_h":264}]
</instances>
